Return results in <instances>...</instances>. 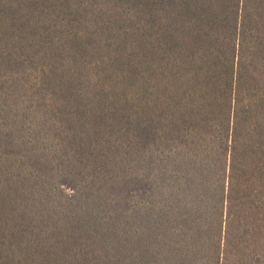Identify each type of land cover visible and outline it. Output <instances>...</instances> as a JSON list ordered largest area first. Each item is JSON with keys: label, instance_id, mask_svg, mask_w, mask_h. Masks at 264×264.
I'll return each mask as SVG.
<instances>
[{"label": "trees", "instance_id": "trees-1", "mask_svg": "<svg viewBox=\"0 0 264 264\" xmlns=\"http://www.w3.org/2000/svg\"><path fill=\"white\" fill-rule=\"evenodd\" d=\"M0 264H264V0H0Z\"/></svg>", "mask_w": 264, "mask_h": 264}]
</instances>
